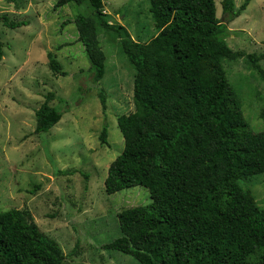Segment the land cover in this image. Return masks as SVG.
Returning a JSON list of instances; mask_svg holds the SVG:
<instances>
[{"label": "trees", "instance_id": "1", "mask_svg": "<svg viewBox=\"0 0 264 264\" xmlns=\"http://www.w3.org/2000/svg\"><path fill=\"white\" fill-rule=\"evenodd\" d=\"M69 2L87 3L92 10L74 19L91 63L92 85L106 72L102 29L119 32L136 70L135 109L117 119L124 148L109 165L104 185L107 194L142 186L153 201L121 210V235L102 248L131 255L140 264H215L224 237L232 236L264 264V209L240 184L264 173V130H251L223 65L225 59L247 56L264 80L258 63L264 54L235 51L223 37L226 22L251 0L239 8L235 0H222L223 18L215 0H150L157 34L146 43L129 39L123 25L109 23L103 0H59L57 6ZM4 24L14 29L28 22L5 15ZM49 66L67 74L51 54ZM98 93L106 115V95L102 89ZM50 99L36 110L38 134H48L62 119ZM107 136L105 120L102 143L108 144ZM64 260L59 244L40 230L29 209L0 211V264Z\"/></svg>", "mask_w": 264, "mask_h": 264}, {"label": "rangeland", "instance_id": "2", "mask_svg": "<svg viewBox=\"0 0 264 264\" xmlns=\"http://www.w3.org/2000/svg\"><path fill=\"white\" fill-rule=\"evenodd\" d=\"M58 1L0 0V211L29 209L40 230L61 247L65 264H140L131 255L102 248L121 235V210L153 201L142 186L107 194L104 185L109 165L124 148L117 119L135 109L136 70L122 50L119 32L102 29L99 40L107 57L106 72L92 85L91 63L74 22L92 10L87 3L57 6ZM244 1L235 0L236 8ZM103 2L109 23L123 25L129 39L146 43L157 34L150 0ZM215 2L217 15L223 18L222 0ZM5 15L28 24L9 28ZM226 26L223 37L230 48L264 54V0H251ZM49 54L66 75L51 70ZM258 63L264 69V59ZM223 65L251 130H264L260 73L247 56L225 59ZM49 96L63 116L48 134H38L35 113ZM105 120L108 144L99 138ZM240 184L264 209V173ZM220 248L222 264H263L232 236L224 237Z\"/></svg>", "mask_w": 264, "mask_h": 264}, {"label": "clouds", "instance_id": "3", "mask_svg": "<svg viewBox=\"0 0 264 264\" xmlns=\"http://www.w3.org/2000/svg\"><path fill=\"white\" fill-rule=\"evenodd\" d=\"M105 12V11H104Z\"/></svg>", "mask_w": 264, "mask_h": 264}]
</instances>
